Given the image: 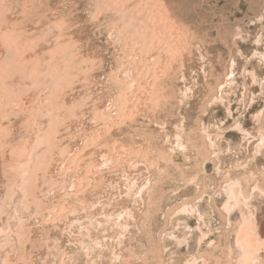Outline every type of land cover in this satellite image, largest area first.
Returning a JSON list of instances; mask_svg holds the SVG:
<instances>
[{
  "label": "rangeland",
  "instance_id": "rangeland-1",
  "mask_svg": "<svg viewBox=\"0 0 264 264\" xmlns=\"http://www.w3.org/2000/svg\"><path fill=\"white\" fill-rule=\"evenodd\" d=\"M0 264H264V0H0Z\"/></svg>",
  "mask_w": 264,
  "mask_h": 264
}]
</instances>
